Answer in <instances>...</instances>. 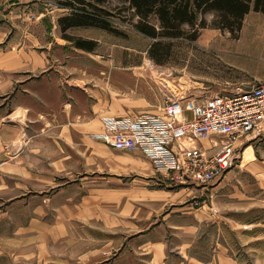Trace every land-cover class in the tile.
Instances as JSON below:
<instances>
[{"label":"rangeland","instance_id":"1","mask_svg":"<svg viewBox=\"0 0 264 264\" xmlns=\"http://www.w3.org/2000/svg\"><path fill=\"white\" fill-rule=\"evenodd\" d=\"M66 1L18 4L19 15L12 26L15 29L18 23L20 30L28 25L41 30L52 23L38 22V19L30 21V18L35 19L32 14L49 15L58 41L69 47L68 53L75 57L78 75L92 88V99L102 100L104 106L109 104L105 116L159 112L170 96L203 100L252 84L230 83L231 70L219 58V45L233 52L231 46L234 47L236 42L233 38L239 31L232 34L228 29L213 28L218 18L215 10L202 15L208 27L200 28L201 35L197 40L174 41L168 52L160 51L162 61L159 62L149 53L153 39L130 28L127 1L106 0L101 4L115 14L111 16L112 23L119 33L78 26L67 30L71 39H67L59 23L61 16L72 12V8L65 5ZM79 38L94 41V49L78 47L75 41ZM214 140L218 142V139ZM244 142L236 164L220 180L209 186L192 183L181 191L182 196L178 199L182 202L175 205L179 211L174 213L176 221L183 224L192 220L197 229L192 236L168 233L170 254H176L178 245L192 243L190 249L204 259L205 264L214 255L233 258L237 264H264V130L252 133L251 139ZM203 143L208 146L211 140L204 139ZM138 156L136 154L133 160L136 161ZM122 161H125L123 157L115 155V164ZM142 175L140 170L131 168L126 174L116 175L115 185L138 183ZM171 184L176 185L171 187L176 189L174 192L181 189V184ZM74 190L68 191V195L54 197L46 211L25 206L22 203L26 201L22 198L0 197V264H138L133 253H124L126 244L123 243L128 237L125 240L120 231L112 239L107 233L110 230L91 229L77 219L80 194L84 195L86 191ZM35 194L43 195L41 192ZM64 205L69 206L71 213L65 211L68 208ZM186 205L191 206L187 211L195 210L198 214L183 213ZM59 210L64 217H60ZM33 222L50 227L36 228ZM58 223L63 224L59 230L53 228ZM121 254L122 257L117 259ZM174 258H178V254Z\"/></svg>","mask_w":264,"mask_h":264},{"label":"crops","instance_id":"2","mask_svg":"<svg viewBox=\"0 0 264 264\" xmlns=\"http://www.w3.org/2000/svg\"><path fill=\"white\" fill-rule=\"evenodd\" d=\"M32 1L42 2L0 0V155L6 160L0 167V197L22 198L25 206L46 211L54 197L68 195L72 189L86 191L80 194L77 219L91 229L110 230L107 233L112 239L120 231L125 240L128 237L124 253H133L138 264H205L190 249L192 243L178 245L176 254L168 250V233H196L192 220L180 224L174 216L178 211L175 205L182 202L178 199L181 191L190 185H180L174 192L171 187L176 185L166 182L142 152L117 150L90 136L103 129L101 122L109 104L92 99V88L78 75L75 57L58 41L49 15L32 14L35 19L30 21L52 23L41 30L29 25L20 30L18 23L14 29L18 4L33 5ZM233 39V52L219 45V58L231 70L230 83L264 81V13L252 9ZM136 154L140 157L134 161ZM115 155L125 161L115 164ZM131 168L140 170L142 179L116 186V175ZM38 192L43 195L35 194ZM64 207L71 213L68 205ZM184 209L183 213L198 214L187 211L191 206ZM33 224L36 228L50 227ZM62 226L58 223L53 228ZM207 264L237 261L214 255Z\"/></svg>","mask_w":264,"mask_h":264},{"label":"built area","instance_id":"3","mask_svg":"<svg viewBox=\"0 0 264 264\" xmlns=\"http://www.w3.org/2000/svg\"><path fill=\"white\" fill-rule=\"evenodd\" d=\"M262 130L264 81H258L203 100L170 96L159 112L107 115L103 129L90 136L142 152L170 183L209 186L236 164L244 141ZM5 162L0 155V167Z\"/></svg>","mask_w":264,"mask_h":264},{"label":"trees","instance_id":"4","mask_svg":"<svg viewBox=\"0 0 264 264\" xmlns=\"http://www.w3.org/2000/svg\"><path fill=\"white\" fill-rule=\"evenodd\" d=\"M106 0H67L65 5L72 8L70 14L61 16L59 23L66 34L72 27H98L119 33L113 26L114 13L101 4ZM128 2V21L131 29L153 39L150 55L157 61L161 50L169 51L176 40L195 41L200 35V28H207L202 17L209 10H215L218 18L213 28L226 30L232 34L242 29L245 16L255 9L264 12V0H125ZM76 45L86 50H93L95 42L77 39Z\"/></svg>","mask_w":264,"mask_h":264}]
</instances>
